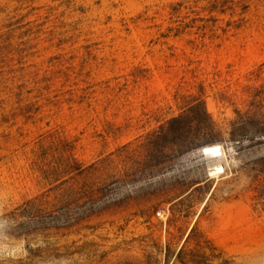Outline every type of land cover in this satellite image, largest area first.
<instances>
[{
    "label": "rangeland",
    "instance_id": "374dc122",
    "mask_svg": "<svg viewBox=\"0 0 264 264\" xmlns=\"http://www.w3.org/2000/svg\"><path fill=\"white\" fill-rule=\"evenodd\" d=\"M263 85L264 0H0V264H264ZM199 101L219 135L148 141Z\"/></svg>",
    "mask_w": 264,
    "mask_h": 264
},
{
    "label": "trees",
    "instance_id": "16d2710c",
    "mask_svg": "<svg viewBox=\"0 0 264 264\" xmlns=\"http://www.w3.org/2000/svg\"><path fill=\"white\" fill-rule=\"evenodd\" d=\"M235 114V118L230 124V137L236 140L240 146H244L247 142H249V145L264 143V85L259 89H255L251 94V99L248 101L246 108L236 110ZM193 124L196 125L198 131L211 134L213 137L219 133L216 130L215 123L206 110L204 102L199 101L194 104H189L179 115L169 118L164 125L160 126L158 131L148 136V141L158 142L162 139H170L173 143L178 139L180 146L185 149L197 145V142L188 133L193 127ZM210 145L216 144H207L204 147ZM194 235H196V245L199 250L203 252L210 251L208 255L203 253L207 259H209V256L215 257L219 255V253L215 254L216 248L195 227L190 229L185 241L188 242ZM184 252L185 247L182 246L176 254V258L180 262L184 264L188 262L194 264L199 263L197 260L185 261L182 257ZM192 255H195V253Z\"/></svg>",
    "mask_w": 264,
    "mask_h": 264
}]
</instances>
